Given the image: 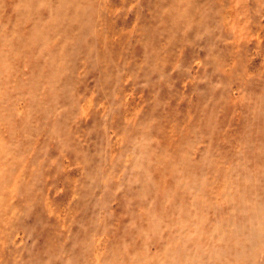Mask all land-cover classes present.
I'll list each match as a JSON object with an SVG mask.
<instances>
[{"label":"rangeland","instance_id":"rangeland-1","mask_svg":"<svg viewBox=\"0 0 264 264\" xmlns=\"http://www.w3.org/2000/svg\"><path fill=\"white\" fill-rule=\"evenodd\" d=\"M0 264H264V0H0Z\"/></svg>","mask_w":264,"mask_h":264}]
</instances>
